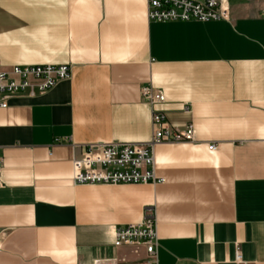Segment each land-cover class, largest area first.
<instances>
[{
  "label": "crops",
  "instance_id": "obj_1",
  "mask_svg": "<svg viewBox=\"0 0 264 264\" xmlns=\"http://www.w3.org/2000/svg\"><path fill=\"white\" fill-rule=\"evenodd\" d=\"M227 2L229 21L158 23L147 0H0V66L71 71L0 108V264H140L112 230L147 211L158 264H264V3ZM144 87L194 130L154 147L165 183L74 185L73 145L150 141Z\"/></svg>",
  "mask_w": 264,
  "mask_h": 264
},
{
  "label": "built area",
  "instance_id": "obj_2",
  "mask_svg": "<svg viewBox=\"0 0 264 264\" xmlns=\"http://www.w3.org/2000/svg\"><path fill=\"white\" fill-rule=\"evenodd\" d=\"M264 3V0H258ZM264 17V8L261 10ZM149 21L200 23L229 21L227 0H147ZM71 71L67 65L10 67L0 66V108L7 107V99L35 90L42 94L57 83L68 80ZM141 97L151 107V139L139 144H89L83 147L73 145V184L84 185H158L165 179L154 172V147L161 144H186L194 142L192 125L177 129L169 125L166 114L157 110L165 103L161 91L151 87L141 89ZM187 110V109H186ZM209 152H215V144L208 145ZM1 168V166H0ZM113 247H136L143 251L140 264H158V237L156 224L151 212L147 211L139 224L114 227ZM240 252L235 251V260H240ZM95 264H118L116 259L97 260Z\"/></svg>",
  "mask_w": 264,
  "mask_h": 264
}]
</instances>
